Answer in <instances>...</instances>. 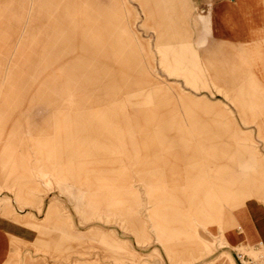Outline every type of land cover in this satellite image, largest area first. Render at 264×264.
Instances as JSON below:
<instances>
[{
  "label": "rangeland",
  "instance_id": "374dc122",
  "mask_svg": "<svg viewBox=\"0 0 264 264\" xmlns=\"http://www.w3.org/2000/svg\"><path fill=\"white\" fill-rule=\"evenodd\" d=\"M181 1L0 0L2 264L264 255V0Z\"/></svg>",
  "mask_w": 264,
  "mask_h": 264
},
{
  "label": "crops",
  "instance_id": "0c3cea01",
  "mask_svg": "<svg viewBox=\"0 0 264 264\" xmlns=\"http://www.w3.org/2000/svg\"><path fill=\"white\" fill-rule=\"evenodd\" d=\"M163 1H165V0H163ZM74 2L83 4V11L82 12L81 11H73L72 15H73L74 19L78 20V22H76L77 24H79V21L83 20L82 22H83V28H84V35L87 38V36H88L87 29L88 28L85 29V26L87 25L88 20L92 16H95L97 13H96V11H95V9L93 7L92 0H74ZM224 2H229L230 4H235L236 0H218L215 3H213V6H220L221 3H224ZM175 4H177L174 7L175 10L177 9L178 13H181V16L183 17L184 13L186 12L185 4L183 5L181 0H176ZM109 8H111V7H109ZM115 9H117V8H115ZM115 9L113 10V12L117 13L118 9H117V11ZM149 11L151 12V10H149ZM106 12H108V14H109L111 12V9L106 10ZM118 14H119V12H118ZM108 17H111V16H108ZM113 21H114V24H115L114 25V34L116 33L115 34L117 36L116 41H117V43H119L120 40H121V38H119L120 32L121 31H125V29L127 28V24L125 22H123V17H121V16H119L116 20L114 19ZM216 25L218 26V29H216L218 32H216L215 36L221 38L225 42H229V43L237 42V43H239L238 41L230 39L227 29L222 26L221 22H217ZM136 64H137L136 68H137V76H138V78H140L142 84L144 82L145 84L148 85L150 80H149V77H148V74H147L145 68L143 67V63L140 60H136ZM119 65H120V67L122 69H124L125 65H126V60L125 61H121ZM128 65H129V63H128ZM145 84H143V85H145ZM173 168H174V166H173ZM238 182L239 181H237V180L235 181V183L237 184L236 185L237 189H238V187H237L238 186ZM235 200L236 199H233V201H235ZM196 221H197L198 225L204 226L197 219H196ZM236 223L238 225L236 230L239 231L240 230L239 223L237 221H236ZM243 230L244 229L241 228V233L243 232ZM14 234H18V235H20L22 237L24 236L22 234V231L20 230V228H17L15 226V224L12 223V221L10 219L5 218L4 216H0V264H2L4 261L7 260L9 254L11 252V249H12V235H14ZM235 244H236L235 248L236 247L237 248L238 247L247 248V247L253 246L257 250H263L264 251V248L260 245L259 242L248 243V241H244V242H236ZM229 250H231L232 253L234 251V250H232L230 248H229ZM232 258L234 260L233 256H232Z\"/></svg>",
  "mask_w": 264,
  "mask_h": 264
},
{
  "label": "built area",
  "instance_id": "2783aa9c",
  "mask_svg": "<svg viewBox=\"0 0 264 264\" xmlns=\"http://www.w3.org/2000/svg\"><path fill=\"white\" fill-rule=\"evenodd\" d=\"M233 253L234 258L238 264H243V261L241 259H244L247 264H264V255L262 254H258L257 258H253L248 255H242V253L238 252L237 250H234Z\"/></svg>",
  "mask_w": 264,
  "mask_h": 264
}]
</instances>
